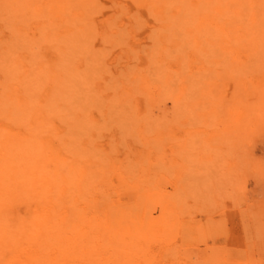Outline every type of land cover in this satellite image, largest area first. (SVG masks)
<instances>
[{
    "label": "rangeland",
    "instance_id": "374dc122",
    "mask_svg": "<svg viewBox=\"0 0 264 264\" xmlns=\"http://www.w3.org/2000/svg\"><path fill=\"white\" fill-rule=\"evenodd\" d=\"M26 263L264 264V0H0V264Z\"/></svg>",
    "mask_w": 264,
    "mask_h": 264
},
{
    "label": "bare ground",
    "instance_id": "6f19581e",
    "mask_svg": "<svg viewBox=\"0 0 264 264\" xmlns=\"http://www.w3.org/2000/svg\"><path fill=\"white\" fill-rule=\"evenodd\" d=\"M15 259H16V257H15ZM27 264V263H26Z\"/></svg>",
    "mask_w": 264,
    "mask_h": 264
}]
</instances>
